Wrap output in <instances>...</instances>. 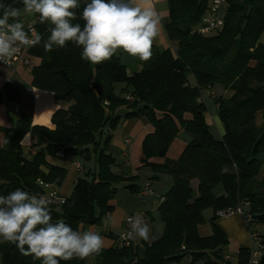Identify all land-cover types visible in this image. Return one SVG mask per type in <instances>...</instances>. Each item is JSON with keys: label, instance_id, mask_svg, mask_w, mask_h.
I'll use <instances>...</instances> for the list:
<instances>
[{"label": "trees", "instance_id": "16d2710c", "mask_svg": "<svg viewBox=\"0 0 264 264\" xmlns=\"http://www.w3.org/2000/svg\"><path fill=\"white\" fill-rule=\"evenodd\" d=\"M14 3V0H0ZM88 0H79L77 19ZM168 20L164 30L176 50H160L140 61L139 72L127 73L114 55L101 64L81 59L82 48L68 42L64 48L45 52L31 47L32 86L53 94L60 108L52 117L53 129L33 126L22 115L12 129L0 127V195L17 188L44 194L38 182L60 187L66 169L50 163L81 158L95 165L93 172L79 177L64 203L50 205L53 222L64 220L74 230L100 225L113 211L118 185L139 193L136 176H126L108 152L112 133L121 120L144 118L152 127L141 143L142 167L152 172L148 184L170 176L172 184L157 208L163 233L160 238L141 241L140 247L102 249L92 255V264H167L189 259L196 264H229L222 252L228 244L216 226L201 237L197 225L201 212L234 209L244 204L251 224L264 225V0H226L216 34L193 33L209 8L210 0H167ZM23 7L22 0H15ZM36 32L47 38L48 24L34 16ZM193 77L195 87L189 85ZM122 85L119 93L117 86ZM214 94L213 102L224 134L216 139L205 122L207 108L202 93ZM217 93V95L215 94ZM261 123H258V120ZM30 133L34 139L25 159L20 141ZM186 135V145L176 160L166 158L173 142ZM8 143L5 144L4 141ZM162 159L155 164L152 160ZM194 182L195 188L193 187ZM221 186L223 194L214 190ZM142 192V191H141ZM1 264H41L23 255L15 244L0 243ZM227 260V261H226ZM249 251L238 253L237 263L248 264ZM60 264H85L74 258ZM260 264H264V259Z\"/></svg>", "mask_w": 264, "mask_h": 264}, {"label": "clouds", "instance_id": "9594fccd", "mask_svg": "<svg viewBox=\"0 0 264 264\" xmlns=\"http://www.w3.org/2000/svg\"><path fill=\"white\" fill-rule=\"evenodd\" d=\"M22 4L21 8L15 6V0L0 2V62L4 64L22 48L41 45L45 52H51L68 42L81 47V59L91 64L110 60L118 50L146 62L160 34L161 17L150 0H88L80 14L83 27L73 23L79 0H22ZM37 14L40 24H48L46 39L31 25L25 27L23 17ZM27 140L28 134L20 141L21 146ZM52 203L45 195L19 188L0 195V243L15 244L23 255H31L41 264L99 255L104 248L103 236L74 230L64 220L53 222ZM128 223V238H153L142 214L129 217Z\"/></svg>", "mask_w": 264, "mask_h": 264}, {"label": "crops", "instance_id": "0c3cea01", "mask_svg": "<svg viewBox=\"0 0 264 264\" xmlns=\"http://www.w3.org/2000/svg\"><path fill=\"white\" fill-rule=\"evenodd\" d=\"M167 0H150V5L153 6L157 13L161 17V25H160V34L155 39L153 45H155L160 50H171L174 52L176 50L175 43L169 41L167 35L164 30V24L168 20V8H164L163 4H165ZM161 7V9H159ZM121 55V54H119ZM117 56V55H116ZM123 58V55H121ZM118 57V56H117ZM32 59V58H31ZM120 59V58H119ZM138 61V60H137ZM122 62V60H121ZM38 64V63H37ZM32 61L30 60L29 66L23 65H13L6 66L0 63V127L3 129H12L16 126L18 120L22 115L29 116L31 118V122L33 126H41L46 127L48 129H53L52 117L54 113L60 108L59 104L54 100L53 94L48 91H42L34 88L32 86V75L31 71L34 66ZM130 69H133L134 72H128L129 75L135 72H139L141 70L140 65L137 63H128ZM127 69V66H125ZM189 85L191 87H195L196 83L193 77H189L188 79ZM202 98L205 102L207 112L205 113V122L206 125L215 133L218 132V139L224 134L223 126L216 115V106L213 102V99L210 98L207 92H203ZM212 102L211 107H208V103ZM152 132L151 125L144 118H137L133 120H121L117 125V128L114 130V134L112 133V139L109 144L108 152L115 157L117 164L116 171L124 173L126 176L136 178L142 167L141 160V143L146 135ZM28 138L23 146H21L22 152H27V149L33 145L34 139L31 134L28 133ZM186 145V141H174L172 146L167 152L166 158L169 160H176L181 152L183 151ZM29 148V149H30ZM80 158H74L70 162H55L50 159V163L60 165L66 169V177L62 182L60 187H53V190H58L62 197H68L72 191V188L79 177H84V175L88 172H93L95 169L94 163L92 161L86 162L85 165H82L78 162ZM155 164L163 163L162 159H155L151 161ZM79 165V168L76 167L75 164ZM262 171V170H261ZM136 173V174H134ZM264 176V172L260 173V177ZM158 179L157 181H159ZM149 181V180H148ZM154 181V182H157ZM154 182H151V186ZM1 184V181H0ZM194 184H196L194 182ZM140 190L142 187L139 185ZM167 188L166 192L168 191ZM47 191V190H46ZM126 192L127 190L124 189ZM165 192V193H166ZM118 193V190H117ZM164 193V194H165ZM163 193H160V203ZM214 194L216 196H220L223 194V189L221 186H218L214 190ZM142 198H146L143 197ZM113 206V211L104 217L106 220V225L102 227V231L100 233L104 238V248L108 249L114 247V238L118 237L120 234L124 232L126 226V220L129 217L127 215V210L124 206L114 200L111 202ZM149 213V212H147ZM214 212L212 211L211 221H213ZM233 216V215H232ZM230 217L226 219H220L214 221L216 226L223 233L228 234L232 227L228 222L230 221ZM145 222L150 227V236L152 235V225L148 219L144 218ZM94 231V230H93ZM95 232V231H94ZM212 234H207L204 237H208ZM203 237V236H202ZM142 241V239H141ZM149 241V240H148ZM225 252V250H223ZM222 252V253H223ZM229 258L232 257L229 255ZM230 259V260H231ZM93 258L92 256L85 259V264H92ZM1 264V258H0Z\"/></svg>", "mask_w": 264, "mask_h": 264}, {"label": "rangeland", "instance_id": "374dc122", "mask_svg": "<svg viewBox=\"0 0 264 264\" xmlns=\"http://www.w3.org/2000/svg\"><path fill=\"white\" fill-rule=\"evenodd\" d=\"M164 8H168V3L167 1L165 4H163ZM161 9V7H159ZM23 19L26 22H32L34 20V16L31 15H25ZM260 42L264 44V34L261 35ZM123 55V58L121 55ZM117 56L120 58V61L122 60V64L124 66H127V71L128 72H134L133 69H130L128 63H137V57H132L129 56L127 53H124L122 50H118ZM32 64L35 65L38 63L37 59L32 58L31 59ZM120 88H122V85L117 86L116 92L119 93ZM217 95V93H215ZM208 107L210 108L212 105V102L210 101L208 104ZM258 123H261V120H258ZM210 133L212 136L216 139H218L219 135L218 132H214L210 129ZM114 134V133H113ZM176 141H186V135L181 134L176 140ZM30 148V147H29ZM27 149V152L24 154L27 155L30 149ZM260 161L262 164H264V154L259 156ZM78 162L82 165L86 164V161L83 159H79ZM264 172V168H262V171ZM136 174V173H134ZM136 176V175H135ZM152 178V172L149 168L144 167L140 172L138 173V176L136 178V184L140 185L142 187L141 191L145 190L146 184H148V180ZM160 180L157 182H154L153 185L150 187L149 192L145 196L146 198H142V193L141 191L139 193L131 194L128 191H124L121 185H118L117 190L118 193H116L115 199L116 201L120 202L124 208L127 210V215L130 216H135L137 213H140L143 215V218H146L149 220V222L152 225V232L151 236L153 238H150L149 240H156L161 237L163 233V224L160 221L159 214L157 211V208L159 206V198H160V193H165L167 188L171 187L172 181L170 176L167 175H162L159 178ZM156 181V180H155ZM193 187L195 188V184H193ZM55 192L60 195V192L58 190H55ZM47 193L46 190H44V195ZM61 196V195H60ZM244 211H246L247 207H243ZM149 212V213H147ZM212 217V210L211 209H205L201 212V219L197 225V231L199 235L202 237L206 236L208 233L210 234L212 231V225H216L214 221L220 220L219 218H215L213 221H211ZM213 222V224H211ZM232 227L231 230L229 231L228 234L224 233V235L227 238L228 244L225 246L223 252L224 258L228 255L232 257V259L228 260L229 264H238L237 263V256L240 250L242 249H247L249 250L251 247V235H256L258 237L264 238V225H255V224H249L248 227L245 226L243 223V220L241 216L238 215H233L230 218V221L228 222ZM106 225V220L103 218L102 222L100 225H95V226H89V225H83L80 226L79 231H95L98 232L99 234L102 231V227ZM130 243L133 246L140 247L141 245V238L136 237L135 239H130ZM227 261V260H226ZM184 264H192L190 263V260L184 259L183 260ZM196 264H203L202 262H198ZM223 264V263H220Z\"/></svg>", "mask_w": 264, "mask_h": 264}, {"label": "built area", "instance_id": "2783aa9c", "mask_svg": "<svg viewBox=\"0 0 264 264\" xmlns=\"http://www.w3.org/2000/svg\"><path fill=\"white\" fill-rule=\"evenodd\" d=\"M226 0H210L209 3V8L202 17L199 26L194 30L193 33L202 35V36H211L213 34H216L218 31L221 30L223 27V20L221 18V14L223 11V8L225 6ZM25 23V27L31 25L32 29L36 31L35 27V21L33 20L32 22H26L23 19ZM29 49L28 47L22 48L21 52L18 53L15 57L10 59L7 64H2L6 66H13V65H23V66H29L30 65V60L31 56L29 54ZM203 94V93H202ZM208 96L210 98L214 97L213 93L207 92ZM201 101L204 102L203 98L201 97ZM29 154L25 155V159L28 161L30 160ZM77 168H79V165L76 163L75 164ZM39 186H41L44 190H47V193L45 196L51 198L54 203H59L62 204L64 203L65 197H62L58 195L55 190L52 189V186L49 184H44L42 182H38ZM150 186L149 184H146L145 190L142 191L141 195L145 197L147 193L149 192ZM44 195V194H43ZM244 204H239L236 206L234 209L231 210H225V211H218L216 212V218L219 219H226L232 215H238L241 216L243 223L245 224L246 227L251 222V217L250 215L246 214L244 212ZM133 217V216H130ZM129 217L126 220V226L124 229V232L118 236V240L116 244L119 247H128L130 245V240L127 236V233L130 231V225L128 223ZM249 251V260L248 264H260L261 260L264 259V238L258 237L256 235H251V247L248 250ZM225 259L229 260V255L225 257ZM167 264H184L181 262H168Z\"/></svg>", "mask_w": 264, "mask_h": 264}]
</instances>
